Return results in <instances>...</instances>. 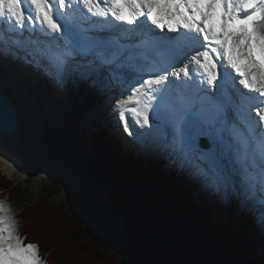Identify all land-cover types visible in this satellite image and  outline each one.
Listing matches in <instances>:
<instances>
[{
  "label": "snow or ice",
  "instance_id": "6c2138e0",
  "mask_svg": "<svg viewBox=\"0 0 264 264\" xmlns=\"http://www.w3.org/2000/svg\"><path fill=\"white\" fill-rule=\"evenodd\" d=\"M0 46L58 81L80 56L131 80L116 101L129 136L134 125L156 130L222 197L247 198L259 185L264 203V0H0ZM200 136L212 142L207 152ZM0 264H45L6 200Z\"/></svg>",
  "mask_w": 264,
  "mask_h": 264
},
{
  "label": "trees",
  "instance_id": "16d2710c",
  "mask_svg": "<svg viewBox=\"0 0 264 264\" xmlns=\"http://www.w3.org/2000/svg\"><path fill=\"white\" fill-rule=\"evenodd\" d=\"M89 151L111 207L125 220L127 238L99 236L75 214L27 197L0 172V189L10 188V200L21 208L29 199L19 212L20 233L25 243L38 245L46 264H264V244L247 249L244 234L228 228L164 164L125 154L105 130L92 135Z\"/></svg>",
  "mask_w": 264,
  "mask_h": 264
},
{
  "label": "rangeland",
  "instance_id": "374dc122",
  "mask_svg": "<svg viewBox=\"0 0 264 264\" xmlns=\"http://www.w3.org/2000/svg\"><path fill=\"white\" fill-rule=\"evenodd\" d=\"M40 85H36V96H40L39 91L43 89L41 82ZM10 90L13 91L14 88ZM12 91L9 92L12 93ZM85 92L88 94V90ZM123 94L127 95V92L119 96ZM29 98L32 97H26L25 100L32 101ZM33 100L36 101L35 98ZM66 101L67 103L61 105L57 102L50 105L43 103L42 105L45 106L39 105L38 107L35 102H32L33 106H31L21 101L22 105L19 106V109L21 108V130L18 139L11 136H2V139L9 149L22 158V163L17 172L9 174L2 168L0 172L12 180L15 185L22 187L27 197L34 196L38 201H45L64 212L75 214L74 217L78 222L93 229L99 236L127 238L129 230L125 220L113 206L111 207L107 198L109 191L106 186L102 185V177L95 170L89 151L91 135L99 130L98 127H105L108 120L113 119L115 114L100 121L97 125L98 113L94 108L95 104L88 102L84 94L77 92ZM73 116L80 118L72 123L70 117ZM65 124L69 128H64ZM118 126L117 124L114 127L115 131L123 130L122 123L120 127ZM139 130V125H134V132ZM123 133L125 135L119 133L120 136L124 139L126 136L128 138V133L124 130ZM133 141L135 143V140ZM127 147L130 146L127 145ZM165 157H167V163L176 162L171 154H163L158 161L161 163ZM170 166L172 165L167 164L165 167L171 170ZM175 167L176 170L172 171L178 174L182 182L194 188L196 198L202 205L208 204L211 209L215 207L216 215L222 217L228 224L227 226H233L244 234V245L247 249L259 247L264 243V235L256 232L264 230V227L258 229V225H263V220L258 223L256 230L252 217L246 221L248 218L246 202H240L232 215L217 197L216 193L222 196L219 192L215 193V190L207 183L205 189L199 186L198 182L203 179L199 171L196 172L197 174H191L193 168L183 171L179 164ZM206 189H209L210 193H207ZM1 190H4V195L10 199L11 195L9 196L8 193H11L10 188ZM258 193L260 196L259 190H257ZM253 196L255 194L251 195ZM7 197L5 199L0 197V200L8 202L14 217L29 203V199L24 200L20 208L17 202ZM252 209L256 211L257 208ZM247 231H250L248 235Z\"/></svg>",
  "mask_w": 264,
  "mask_h": 264
},
{
  "label": "bare ground",
  "instance_id": "6f19581e",
  "mask_svg": "<svg viewBox=\"0 0 264 264\" xmlns=\"http://www.w3.org/2000/svg\"><path fill=\"white\" fill-rule=\"evenodd\" d=\"M4 46H0V52L3 50V52L0 54V84L5 87V89H7L9 86H12V88H14L12 95H16L17 98L19 97V102L24 101L27 97V93H29V88H31L30 86H28V79L25 77L23 80V87L20 84V81H18L19 77L16 75V68L15 65L16 63L19 64V61L21 60V58H14V54L16 52V56L18 55L17 51L19 48H14L15 52L14 53H10L9 48H13V47H8L6 46L5 48H3ZM28 50V49H27ZM8 51V53H10V55H2L3 53H6ZM22 51V50H21ZM23 54V51H22ZM2 55V56H1ZM20 56V55H19ZM26 58L28 59V57L26 56ZM10 62H13V68H10ZM6 64V65H4ZM46 72L48 75H51L50 77H48V79H52L53 78V74L50 73L49 70L46 69ZM144 76V74H142ZM107 76H108V81H107ZM43 77V75L41 76V78ZM38 78V77H36ZM136 78V77H135ZM144 78H147V76H144ZM67 79V78H65ZM136 79H139L138 77ZM36 82H39V80L37 79ZM75 82V86L71 87L70 89L67 87H64L65 90L70 91L71 95H73L74 93H79L81 92L82 94H84L88 100V102H90L91 104H95V110L96 113H98V115L102 114L103 112H106L105 115H111L116 111H119L116 107V101L118 99L123 98V96H125L124 94L121 95L119 97V94L122 91H127L129 88V84L131 83V80L125 81L123 79H117L114 80L112 79V77L109 75V73L104 72V74L101 75H95L93 74L92 77L90 79L87 80H83L80 78V76H77L76 79L74 80ZM125 89V90H123ZM85 90H88V94L85 92ZM36 91V89L34 90ZM42 91V94L45 96V100L44 103L45 104H52L57 102V98L60 97L62 99V102H66L67 103V99L70 98L71 96H69L67 93H61L58 92L56 95V97L49 95V94H45L44 89L40 90ZM117 93V94H116ZM123 93V92H122ZM32 94V93H30ZM117 96V97H115ZM15 100V99H14ZM108 100H112L114 101V103H110V104H106L108 103ZM16 102V100L14 101ZM31 102V101H30ZM17 103V102H16ZM26 103V102H25ZM22 105V102L21 104ZM27 105V103H26ZM105 106H109L108 108H106ZM19 114H20V120H21V108L19 109ZM111 111V112H109ZM115 116V115H114ZM118 116V114L116 115V117ZM80 118V117H70V119L73 122H76V120ZM151 119V116H150ZM64 128H69L67 126V124L64 125ZM21 130V123L17 132V136L14 137V139H18L19 136V131ZM2 136H9L3 133H0V168H2L6 173L8 172L9 174L13 173V172H17L21 166L22 163V158L15 154V152L11 149L8 148V146H6V143H4L3 141V137ZM5 138V137H4ZM204 152H207V150H203ZM169 154L172 155L173 159H178L179 160V165L181 167V169L183 171H185V169H189V168H193V171L191 174H195L196 172H198V168L197 165L189 160H186L184 157L180 156L176 151L173 150L172 147H170V149L168 150ZM126 154V153H125ZM142 158V157H141ZM177 165V164H176ZM197 174V173H196ZM203 177V176H202ZM199 186H203L204 189L206 187V182L205 179L203 177L202 181H199ZM259 186V185H256ZM255 186V187H256ZM253 189V191L251 193L248 194L247 198H241L240 196H231L230 198L226 199L222 196H219L217 194V197H219L222 201V205L224 207H226V209L228 211H230V213H232V215H234L237 206L240 202H246V204L248 205V214H247V220L248 221L250 219V217H252L254 220V227L256 230V227L258 225V223L263 220V225H258V229H261L262 227H264V203H261V194L259 196V193L257 194V190H260V187H256ZM207 193L209 192V189H206ZM255 194V196L251 197V195ZM252 199H254L252 201ZM260 199V200H258ZM214 205V204H213ZM229 207V208H228ZM257 208L256 211L253 210L252 208ZM255 211V212H254ZM258 234L260 235H264V230L263 231H256ZM107 263V262H106Z\"/></svg>",
  "mask_w": 264,
  "mask_h": 264
},
{
  "label": "water",
  "instance_id": "95a60500",
  "mask_svg": "<svg viewBox=\"0 0 264 264\" xmlns=\"http://www.w3.org/2000/svg\"><path fill=\"white\" fill-rule=\"evenodd\" d=\"M20 126L18 107L4 87L0 84V133L16 137ZM203 148H209L207 140L201 142Z\"/></svg>",
  "mask_w": 264,
  "mask_h": 264
}]
</instances>
